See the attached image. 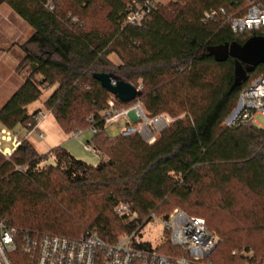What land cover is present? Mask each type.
Returning <instances> with one entry per match:
<instances>
[{
	"label": "trees",
	"instance_id": "obj_1",
	"mask_svg": "<svg viewBox=\"0 0 264 264\" xmlns=\"http://www.w3.org/2000/svg\"><path fill=\"white\" fill-rule=\"evenodd\" d=\"M133 1L53 0L55 8L49 11L45 0H0V6L6 4L33 31L20 46L24 56L16 68L18 73L26 70L24 81L0 108V126L8 132L20 127L28 134L41 110L29 114L27 107L43 89L56 86L43 107L65 134L86 130L87 120L94 118L98 133L87 144L100 154L93 167L62 147L41 155L28 139L9 156L0 152V218L16 228L69 238L95 230L104 242L114 243L150 214L166 219L174 210L168 213L171 204L204 207L209 205L207 196L217 194L219 207L235 213L239 225L231 222L228 229L205 212L193 210V216L184 211L205 218L207 229L218 238L208 260L264 264V129L222 125L240 92L264 73V64L252 71L242 65L245 74L232 88L235 60L217 62L208 52L264 37V28L235 34L221 16L203 21L204 11L218 8L241 16L246 0L170 1L156 6L139 26H131L125 17ZM116 50L119 64L109 60ZM94 74H111L130 84L141 80L139 99L150 116H185L151 145L139 136L110 138L100 112L110 99L116 108L131 102L108 94ZM49 157L54 164L40 170ZM120 203L135 218L119 222L127 219L113 212ZM164 238L168 240L167 233ZM243 246H252L253 259L232 255ZM154 250L180 255L169 243ZM12 259L14 264H31L20 252Z\"/></svg>",
	"mask_w": 264,
	"mask_h": 264
},
{
	"label": "built area",
	"instance_id": "obj_2",
	"mask_svg": "<svg viewBox=\"0 0 264 264\" xmlns=\"http://www.w3.org/2000/svg\"><path fill=\"white\" fill-rule=\"evenodd\" d=\"M162 4V0H135L127 7L125 21L128 25L139 26L156 6ZM44 7L53 11V0H45ZM241 11H244L241 16H238V12L229 15L224 8L204 11L203 21L215 22L221 16L235 34L264 28V0H246ZM134 87L141 93V84ZM99 115L104 131L108 128L118 129L119 136H139L149 145L174 122L167 114L150 116L139 97L120 108H116L114 100L110 99L107 108ZM257 115L264 118V73L240 92L236 105L222 125L235 128L250 124L263 129L255 122ZM45 117V113L40 111L34 118L35 124L31 131L38 132V126ZM87 123V129L97 134L94 118L90 117ZM38 134L41 138L42 134ZM78 134L72 133V137L77 138ZM0 140L10 142L14 149L20 144L19 140L4 130H0ZM83 147L89 152L94 151L99 157V152L90 144H83ZM0 152L10 155L1 149ZM115 212L120 216L133 215L129 207L122 203L115 207ZM159 223L164 227L165 234H168V240L162 236L152 249L136 247L135 244L150 242L142 238L141 231ZM165 243L178 249L180 255L169 256L154 250ZM217 244V236L207 229L204 219L189 216L180 209H174L164 220L150 214L137 224L134 232L119 236L114 243L104 242L95 230H88L77 238H69L16 228L6 218H0V264H14L12 257L17 252L27 256L31 264H212L208 257ZM232 255L236 253L232 252ZM249 257L247 252L243 253L244 259Z\"/></svg>",
	"mask_w": 264,
	"mask_h": 264
},
{
	"label": "rangeland",
	"instance_id": "obj_3",
	"mask_svg": "<svg viewBox=\"0 0 264 264\" xmlns=\"http://www.w3.org/2000/svg\"><path fill=\"white\" fill-rule=\"evenodd\" d=\"M170 1H176V0H162L163 5L167 4ZM5 10H8V6L6 4H2L0 6V14L5 12ZM236 13L237 12H230L229 15H233ZM15 18H17V20H19L25 26H27V27L29 26L27 23H25L16 14H15ZM12 32L15 33L17 31L13 30ZM17 35H20V33L17 32ZM25 36H23L22 39H18L17 43H15V44L17 45L20 41H22L25 38ZM12 45H14V44H12ZM117 54H118V50L114 51L113 54H111L109 56V60H111L114 64L120 63L119 59L117 57ZM20 73L25 75L26 70H22V72H20ZM139 84L142 85L141 80H138L137 83H135V84L131 83V85H133V86H136ZM55 87L56 86H54L52 88H48V89H43L40 98L28 107L29 111H32V110L37 108V110H41V112L45 113V115H46L45 119L42 120L40 125L38 126V132L31 131L27 135V131L25 129H20L18 127L11 133L15 134L18 130H21L20 139L21 140L24 139V136L27 135L26 139H28V141L34 146L35 150L41 155L47 154L53 148L62 147L71 156H73L76 160L82 161V162H84L90 166L95 167L99 163V157L95 154L94 151L89 152V151L85 150L83 147V144H86L92 138L93 133H92L91 129H86V130L80 132L78 134L77 138L72 137V133L65 134L62 131V129L60 128V126L58 125V123L55 121L54 117L50 114V112L43 107V102L50 96V94L54 91ZM160 114H167L174 121L181 119L185 116L184 114H179L177 116H173L167 112H162ZM255 122L257 124H259L261 126V128L264 129V118L257 115L255 117ZM39 132L42 134L41 138L39 137V134H38ZM106 132H107L106 133L107 136L110 138H116L119 136L118 129L113 130L111 128H108ZM5 145H8V144L3 143L2 148ZM53 164H54L53 159L51 157H49L45 163H41L39 165V169L43 170L44 168H46L47 165H53ZM219 200L220 199H219V196L217 194H212L211 196L210 195L207 196V203L209 205H204V207H201L199 204H195L192 206V208H189V209H186L182 205H177L176 203H174V204L170 205L168 213H170L173 209H180V210L186 211L190 215L195 216L194 214H191L190 212L193 210H198L200 213L205 212V213L209 214L212 221L215 224L220 225L222 227L229 229V224L231 222L233 223L236 221H237V224L239 225L240 219H237V216L235 213H233L231 215V214H229V210L219 207ZM192 203H193V201H192ZM241 204L245 207L246 200L243 199L241 201ZM113 212H114V214L116 213L115 209ZM117 216L119 219L122 218V216H120V215H117ZM133 218H135L134 214L127 216L126 220L120 219L119 222L121 221L124 223V222H127V220H132ZM239 218H240V215H239ZM140 234H141L143 239L149 240L152 245H156L158 243V241L160 240V238L162 236H164L165 231H164V227L159 223V224H156L153 226L145 227L141 231ZM120 235H122V233H120L119 236ZM233 252L236 253L235 256H237V257L243 256V253L247 252V254L250 255V257L248 258L249 260L253 259V256H255V250L252 248V246H243L240 248H236V249H234Z\"/></svg>",
	"mask_w": 264,
	"mask_h": 264
},
{
	"label": "crops",
	"instance_id": "obj_4",
	"mask_svg": "<svg viewBox=\"0 0 264 264\" xmlns=\"http://www.w3.org/2000/svg\"><path fill=\"white\" fill-rule=\"evenodd\" d=\"M13 30L19 32L20 35H17V32H12ZM32 33L33 31L29 26H25L19 20H17V18H15V13L11 10V8L8 7V10H5V12L0 14V108L22 85L24 81V74L18 73L16 68L24 56L20 46L26 42ZM23 36H25V38L20 41L21 43L19 42L16 45L15 43H17L18 39H22ZM36 110L37 108L32 111L28 110V113L31 114ZM0 130L6 131L1 126ZM9 133L16 140H23L20 139L21 130H18L15 134L11 132ZM26 138L27 135L24 136V139ZM3 143L8 145H5L2 148ZM0 149L5 153L10 154L14 151V147H12L10 142H4L1 140Z\"/></svg>",
	"mask_w": 264,
	"mask_h": 264
},
{
	"label": "water",
	"instance_id": "obj_5",
	"mask_svg": "<svg viewBox=\"0 0 264 264\" xmlns=\"http://www.w3.org/2000/svg\"><path fill=\"white\" fill-rule=\"evenodd\" d=\"M208 52L217 62H223L228 57L235 60V77L232 86L234 88L240 84L245 74L242 65H245L247 71H252L257 65L264 64V37H252L243 45L233 43L209 48ZM93 78L108 94L121 103L131 102L141 94L133 85L111 74H94Z\"/></svg>",
	"mask_w": 264,
	"mask_h": 264
}]
</instances>
